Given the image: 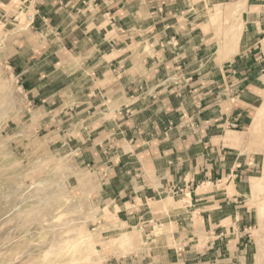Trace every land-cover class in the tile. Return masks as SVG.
Masks as SVG:
<instances>
[{
	"label": "crops",
	"instance_id": "obj_1",
	"mask_svg": "<svg viewBox=\"0 0 264 264\" xmlns=\"http://www.w3.org/2000/svg\"><path fill=\"white\" fill-rule=\"evenodd\" d=\"M224 5L245 10L235 40L213 20ZM20 11L9 67L40 114L71 110L104 229L161 230L107 264H250L264 0H0V25Z\"/></svg>",
	"mask_w": 264,
	"mask_h": 264
},
{
	"label": "rangeland",
	"instance_id": "obj_2",
	"mask_svg": "<svg viewBox=\"0 0 264 264\" xmlns=\"http://www.w3.org/2000/svg\"><path fill=\"white\" fill-rule=\"evenodd\" d=\"M232 7L238 8L235 16L229 5L220 10L226 15L220 18L223 40L237 39L242 31L245 10ZM29 14L17 12L13 30L0 25V264H107L127 257L161 230L104 229L109 210L92 202L99 183L71 157L66 138L71 110L60 113L58 106L50 115L40 114L9 67L6 55L13 49L7 40L16 30H29ZM253 135L256 167L244 190L254 213L249 263L264 264V124Z\"/></svg>",
	"mask_w": 264,
	"mask_h": 264
},
{
	"label": "bare ground",
	"instance_id": "obj_3",
	"mask_svg": "<svg viewBox=\"0 0 264 264\" xmlns=\"http://www.w3.org/2000/svg\"><path fill=\"white\" fill-rule=\"evenodd\" d=\"M222 6H219V7H217V8H215L216 10H214V11H216V12H214L215 14L213 15L214 17V19H216L218 16H222L223 15V13H222V11H220L221 9H223V8H221ZM206 8V7H205ZM230 8L232 9V12L230 13V14H232L233 16H235V13L237 12V10H238V8H235V7H231L230 6ZM195 11V10H194ZM239 28H240V30L243 28V25H240L239 26ZM235 34V33H234ZM232 39H233V37H231ZM234 40H235V38H234ZM72 105V104H71ZM3 111V110H2ZM0 112H1V110H0ZM3 112H5V111H3ZM258 116V115H257ZM2 118V117H1ZM256 119V118H255ZM115 131V130H114ZM78 153V152H77ZM2 156V155H1ZM3 167V166H2ZM5 168V167H4ZM1 169V168H0ZM3 169V168H2ZM2 169H1V171H2ZM21 172V171H20ZM63 175V174H62ZM44 178V177H43ZM71 178V177H70ZM65 186V185H64ZM5 193V192H4ZM21 193V192H20ZM40 194V193H39ZM27 199V198H26ZM17 200V199H16ZM6 204V203H5ZM46 205V204H45ZM8 206V205H7ZM47 206V205H46ZM12 210V209H11ZM31 210V209H30ZM33 210V209H32ZM36 211V210H35ZM11 213V212H10ZM15 226V225H14ZM135 230V229H134ZM50 239V238H49ZM84 241V240H83ZM87 241V240H86ZM85 243V242H84ZM76 244V243H75ZM73 246V245H72ZM66 247H67V245H66ZM65 247V248H66ZM84 246L82 245V248H83ZM86 247V246H85ZM84 247V248H85ZM37 248V247H36ZM74 248H76V247H74ZM64 249V248H63ZM62 249V250H63ZM69 249H70V247H69ZM50 250V249H49ZM79 250H80V248H79ZM78 250V251H79ZM59 252V251H58ZM79 253V252H78ZM45 255V254H44ZM54 257V256H53ZM56 258H57V256H56ZM42 260V259H41ZM53 260V259H52ZM56 260V259H55ZM44 261V260H43ZM47 262H49V260L47 261ZM51 262V261H50ZM53 262V261H52ZM47 264V263H46ZM258 264V263H257Z\"/></svg>",
	"mask_w": 264,
	"mask_h": 264
}]
</instances>
